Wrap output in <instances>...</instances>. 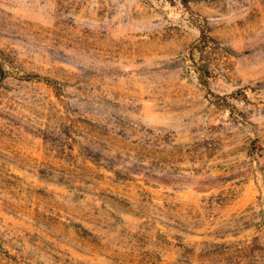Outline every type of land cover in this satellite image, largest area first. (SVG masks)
<instances>
[{"label":"rangeland","instance_id":"374dc122","mask_svg":"<svg viewBox=\"0 0 264 264\" xmlns=\"http://www.w3.org/2000/svg\"><path fill=\"white\" fill-rule=\"evenodd\" d=\"M0 264H264V0H0Z\"/></svg>","mask_w":264,"mask_h":264}]
</instances>
